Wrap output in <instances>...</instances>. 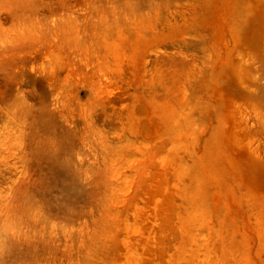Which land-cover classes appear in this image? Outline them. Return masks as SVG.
I'll return each instance as SVG.
<instances>
[{
	"label": "rangeland",
	"instance_id": "obj_1",
	"mask_svg": "<svg viewBox=\"0 0 264 264\" xmlns=\"http://www.w3.org/2000/svg\"><path fill=\"white\" fill-rule=\"evenodd\" d=\"M0 264H264V0H0Z\"/></svg>",
	"mask_w": 264,
	"mask_h": 264
}]
</instances>
